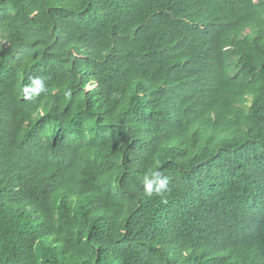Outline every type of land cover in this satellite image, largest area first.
<instances>
[{
	"label": "trees",
	"instance_id": "1",
	"mask_svg": "<svg viewBox=\"0 0 264 264\" xmlns=\"http://www.w3.org/2000/svg\"><path fill=\"white\" fill-rule=\"evenodd\" d=\"M0 264H264V0H0Z\"/></svg>",
	"mask_w": 264,
	"mask_h": 264
},
{
	"label": "clouds",
	"instance_id": "2",
	"mask_svg": "<svg viewBox=\"0 0 264 264\" xmlns=\"http://www.w3.org/2000/svg\"><path fill=\"white\" fill-rule=\"evenodd\" d=\"M156 178H157V177H156V175H155V173H154V174H153V177H152V182H153V183L155 182ZM146 179H147V178H146ZM151 186H152L151 183H148V184H147V188H148L149 191L151 190Z\"/></svg>",
	"mask_w": 264,
	"mask_h": 264
}]
</instances>
